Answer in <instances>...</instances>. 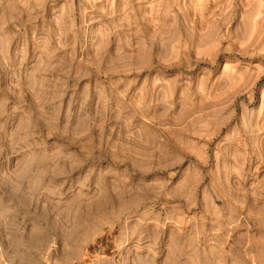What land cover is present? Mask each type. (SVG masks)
Returning a JSON list of instances; mask_svg holds the SVG:
<instances>
[{"label":"rangeland","instance_id":"374dc122","mask_svg":"<svg viewBox=\"0 0 264 264\" xmlns=\"http://www.w3.org/2000/svg\"><path fill=\"white\" fill-rule=\"evenodd\" d=\"M0 264H264V0H0Z\"/></svg>","mask_w":264,"mask_h":264}]
</instances>
